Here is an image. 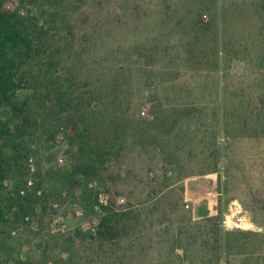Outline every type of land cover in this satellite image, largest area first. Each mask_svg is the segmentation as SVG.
<instances>
[{
	"label": "rangeland",
	"instance_id": "1",
	"mask_svg": "<svg viewBox=\"0 0 264 264\" xmlns=\"http://www.w3.org/2000/svg\"><path fill=\"white\" fill-rule=\"evenodd\" d=\"M5 6L42 53L30 122L0 103V264H264V0Z\"/></svg>",
	"mask_w": 264,
	"mask_h": 264
},
{
	"label": "trees",
	"instance_id": "2",
	"mask_svg": "<svg viewBox=\"0 0 264 264\" xmlns=\"http://www.w3.org/2000/svg\"><path fill=\"white\" fill-rule=\"evenodd\" d=\"M41 53V44L35 43L34 39L23 31L16 14L5 6V0H0V103L9 106L12 116L18 121L17 125L20 127H24L30 122L32 113L30 109H27L28 101L19 103L15 95L21 88L28 86L27 75L31 74L30 65ZM33 81L36 83L33 85L34 91L40 92L42 81L37 78ZM54 88L56 98L62 101L63 93L56 84ZM11 132L12 129L8 124L0 120V184L7 174L5 151L1 140ZM86 168H91V166H86ZM80 170L83 174L87 172V169ZM106 208L104 207V209ZM212 217L216 218L218 215ZM109 222L110 217L105 214L101 223L105 227V231L102 233L104 237L110 232Z\"/></svg>",
	"mask_w": 264,
	"mask_h": 264
},
{
	"label": "built area",
	"instance_id": "3",
	"mask_svg": "<svg viewBox=\"0 0 264 264\" xmlns=\"http://www.w3.org/2000/svg\"><path fill=\"white\" fill-rule=\"evenodd\" d=\"M101 201H103V199H101Z\"/></svg>",
	"mask_w": 264,
	"mask_h": 264
}]
</instances>
